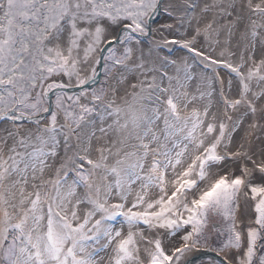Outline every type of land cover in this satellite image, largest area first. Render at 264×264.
<instances>
[{
    "label": "snow or ice",
    "instance_id": "1",
    "mask_svg": "<svg viewBox=\"0 0 264 264\" xmlns=\"http://www.w3.org/2000/svg\"><path fill=\"white\" fill-rule=\"evenodd\" d=\"M210 214L264 264V0H0V264H183Z\"/></svg>",
    "mask_w": 264,
    "mask_h": 264
},
{
    "label": "rangeland",
    "instance_id": "2",
    "mask_svg": "<svg viewBox=\"0 0 264 264\" xmlns=\"http://www.w3.org/2000/svg\"><path fill=\"white\" fill-rule=\"evenodd\" d=\"M163 22H170V21H166L165 17H162L161 20L159 18L158 23H163ZM154 27H155V25H154ZM151 41H152V38L145 40L143 46H145L147 49H149V47L151 46ZM170 47L172 48V51L170 53L168 52L167 49H164L163 51H161L159 53V55L160 56L167 55L169 59H179L182 57L187 58V62L190 65L189 72H190V74L197 77L198 80L201 77L212 75V73L208 69H205L203 67V65L199 61V58H195V59L191 58V56L186 53V50L181 49L179 47V45L170 46ZM205 50L209 51L208 49H205ZM152 54L154 56H157V53L155 51H153ZM169 69L172 70L173 68L169 67ZM220 73L223 76L224 81H225V85H224L225 92L229 91L228 80L230 78L233 81L231 89H234L236 87L238 88V81L235 79L234 76H232L231 74H228L226 69L220 68ZM55 79L60 80L61 77H55ZM62 79L65 83H67V80H68L67 77H63ZM198 80L190 82L192 85V90H195V87H196ZM103 81H104L103 69L101 68L100 69V75L98 76V79H97V83L91 85V87L99 88V87L103 86ZM73 83H75V81H73ZM219 87H220L219 82H217L216 88L219 89ZM253 87L255 88V85H253ZM79 91L80 90L78 88H75V87L64 89V93H66L67 95H71V96L77 95L79 93ZM49 95H50V97L48 98V100H46L44 102L43 107H48L49 102H50L51 106H54V101L56 100V95L54 93H50ZM47 115L48 114H45V116H47ZM61 116L63 118V115H61ZM114 223H115L116 227L120 226L119 221H116ZM125 228H126V226H125ZM224 228H226V225H225V222L223 221V219L220 216H213L210 214L208 221H207V225H206L204 234L200 239V244H199L198 248L211 249V250H214L217 252V250L221 246V243L224 239V236H222L220 233V229H224ZM189 230H191L190 227H189ZM180 235H183V233H181ZM177 238L179 240V237H177ZM198 248H195L189 252H186L184 257H182V260L184 258H186L188 255L194 253L195 250ZM193 264H218V262L214 259L206 257V258L199 259L198 261H196Z\"/></svg>",
    "mask_w": 264,
    "mask_h": 264
},
{
    "label": "bare ground",
    "instance_id": "3",
    "mask_svg": "<svg viewBox=\"0 0 264 264\" xmlns=\"http://www.w3.org/2000/svg\"><path fill=\"white\" fill-rule=\"evenodd\" d=\"M162 17H163V16L160 17V20L162 19ZM183 31H184L183 28L178 29V30H177V29H174L172 35H175L177 38H179L180 35H181V33H182ZM166 35H168V34L166 33ZM152 39H159V36L157 35V36H155V37H152ZM201 43H202V41H200V42L197 44V47H199ZM143 47H144L145 55L147 56V55H148V49H147L145 46H143ZM215 54L218 55V51H217V53H215ZM151 57H152L153 59L156 58V56H154L152 53H151ZM169 71L172 72V71H174V69H172V70L169 69ZM227 92H229V91H227ZM236 92H237V87L234 88V89H231V94H232V95H235ZM239 118H240L241 121H244V117H243V115H240ZM61 122H63V118H62V116H61ZM247 128H248V123H247V122H244V123H243V128L241 129V131H240V133H239V136H243V135H245V131H244V130H246ZM239 136H237V139H239ZM239 211H240L241 215H245L246 212H247V208H246V206H243ZM176 238H177V237H176ZM170 239H171V238H170ZM176 240L178 241V238H177ZM166 243H167V242H166Z\"/></svg>",
    "mask_w": 264,
    "mask_h": 264
},
{
    "label": "water",
    "instance_id": "4",
    "mask_svg": "<svg viewBox=\"0 0 264 264\" xmlns=\"http://www.w3.org/2000/svg\"><path fill=\"white\" fill-rule=\"evenodd\" d=\"M49 97H50V95H49ZM48 106H50V102H49ZM216 253H217L216 251L211 250V249L198 248L195 250L194 253L188 255L182 261H183V264H193L196 261H198L199 259L208 257V258L214 259L217 262H219V257L217 256Z\"/></svg>",
    "mask_w": 264,
    "mask_h": 264
}]
</instances>
